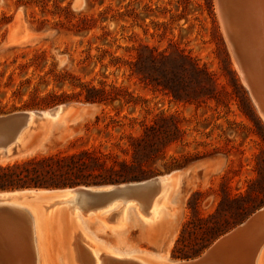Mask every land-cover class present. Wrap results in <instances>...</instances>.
Wrapping results in <instances>:
<instances>
[{"label":"rangeland","instance_id":"obj_1","mask_svg":"<svg viewBox=\"0 0 264 264\" xmlns=\"http://www.w3.org/2000/svg\"><path fill=\"white\" fill-rule=\"evenodd\" d=\"M217 1L0 0V115L47 110L61 103L75 106L68 114L34 124L25 141L33 148L7 162L89 150L114 164L132 158L134 138L156 119L174 117L179 123L182 138L171 143L141 179L173 173L167 183L176 193L170 211L154 224L137 221L119 230L103 216L90 214L89 235L104 241L102 251L112 243L146 264L195 258L264 207V119L235 65ZM19 13L31 41L8 44L9 26ZM260 30L264 40V29ZM246 39L251 44L256 40L249 34ZM255 40L258 50L261 46ZM143 46L155 54L179 51L189 56L211 76L215 97L210 98L208 89L188 69L183 71L178 60L167 65L165 76L176 74L182 100L141 78L135 62L139 53L146 54ZM262 48L259 55L253 49L256 59L264 58ZM258 59L253 73L262 82L264 61L262 65ZM90 87L103 89L107 100H85ZM262 90L257 87L264 103ZM87 200L92 199L74 195L53 205L56 208L47 215L40 203L19 200L40 219L48 264H77L71 242L79 227L76 215L87 213L83 210ZM219 208L222 214L217 220L230 228L198 255L173 256L183 226L195 210L209 217ZM247 230L223 248L226 254L252 238L257 228ZM192 242L185 250L198 249L202 239ZM225 261L236 264L235 258Z\"/></svg>","mask_w":264,"mask_h":264},{"label":"bare ground","instance_id":"obj_2","mask_svg":"<svg viewBox=\"0 0 264 264\" xmlns=\"http://www.w3.org/2000/svg\"><path fill=\"white\" fill-rule=\"evenodd\" d=\"M216 3L222 18V28L224 30L228 47L233 56L235 65L252 97V100L256 104L259 113L264 119V104L260 102V100L257 98V95L254 93L249 82L247 70L239 61L236 48L229 39V34L234 35L235 38L238 39L240 46L243 48V51L247 56L249 72H255L258 58L256 59L254 55H256L257 52L259 55L260 48L263 47L262 49H264V40H262L261 36L263 30H260L264 29V0H218ZM248 34L250 37L253 35L254 38H256V40L254 39L255 43H260L259 45L261 47L258 48V50H255L256 46L254 47V40L251 44V39L249 41L246 39ZM30 41L31 35L24 27L21 20V14L19 13L16 19L9 26L7 43L12 45H23L29 43ZM261 53L262 52H260V55ZM262 55L264 56V53ZM260 59H262L261 61L263 65L264 58ZM262 73L264 72L262 71ZM253 76L257 80V85L260 87L261 91V89L264 88V83H262L264 80L261 82L256 73L253 74ZM262 94H264V91ZM74 107L73 104H62L57 109L42 110L39 111L38 114H36L35 111L31 112L30 118L21 125L16 135L13 146H18L20 150L17 155L11 159L21 155L26 151H29L30 148H33V146L31 147V144L26 143L25 141L30 131L33 130L34 124L49 117L55 118L61 114H68L69 111ZM74 112L76 113V111ZM0 162L6 163L7 160H2ZM171 174L172 172L159 175L157 180L149 181L141 187L121 189L115 193L103 197L96 198L87 194L86 196L93 201L87 200L88 206L83 209L85 212H87L86 214L81 212L77 213L76 219L78 221L79 227L73 232V239L71 242L74 258L77 264H146L140 259L132 256L131 251H126L112 243H107L106 252L102 251L101 245L104 244V241L100 238H97V236L93 233V238H91L89 235V216L90 214L103 216L106 221H108V225H110L114 230L124 229L131 223H137V221H141L144 224H154L156 221H161L166 215L167 211L170 209V206L174 204V200L176 198L175 191L171 190L170 192V189L167 187V183ZM45 192L48 191L44 189H32L0 193V201H2L0 202V206H8L21 212L27 219V226H29L30 230V238H28V242L22 244L20 247H12L10 250L7 249L9 252H7V250L5 251L0 249V264H48L43 253L41 234L42 225L40 219L32 208L29 207L32 210L28 211L27 205L25 203L19 202V200L29 199L40 203V206L45 211L44 214L47 215L56 208L52 207L53 205L63 202L66 199H70L74 197V195H79L80 193L77 194L78 191H76V189H65L63 191H51L49 192L50 195L43 200H36L34 198L26 197L27 195ZM118 200H121L123 204L117 203L116 201ZM105 207V210L88 213L90 210H98ZM50 208L51 210L48 211ZM252 227L257 228V231L252 234L253 237L242 240L243 244H240L239 242L238 245L237 243L238 246L235 247V250L226 254L224 251L225 249L223 250V248L226 247V245L231 240L234 241L235 239L241 237L242 234L244 236V232L249 228L251 229ZM249 230L247 231L249 232ZM2 234L5 240L11 241V244H14V242L17 240V238H15L9 232ZM259 242H264V207L251 216L250 219L245 224L241 225L237 230H234L228 235L221 237L214 244V248H221V253L219 256H217V259L222 257V260L225 263V258H235L236 264H242L245 262L246 264H262V261H264V249H261L264 243H262L263 245L259 246L261 248H256L259 245ZM254 250L256 253L253 256ZM226 251H228V249ZM249 257H251V259ZM179 262L181 261L176 260L171 264H176Z\"/></svg>","mask_w":264,"mask_h":264},{"label":"trees","instance_id":"obj_3","mask_svg":"<svg viewBox=\"0 0 264 264\" xmlns=\"http://www.w3.org/2000/svg\"><path fill=\"white\" fill-rule=\"evenodd\" d=\"M142 49L146 54H138L135 72L144 80L169 91L175 99L182 100L185 97L176 87V74L165 76L168 74L167 65L178 60L182 65L180 68L183 71L188 69L195 79L208 89L207 95L210 98L215 97L216 87L211 76L189 56L179 51L175 53L176 55L155 54L147 46H143ZM104 94L103 89L90 87L87 88L84 98L89 102H104L107 100ZM184 94L192 98L189 94ZM181 138L178 121L174 117L162 116L147 125L142 135L134 138L130 160L117 159L114 164H109L98 154L84 150L71 154H54L0 163V190L115 184L141 180L151 172V164L163 158L166 148ZM229 199L231 202L237 201L233 197ZM220 210L219 208L209 217H203L195 210L193 217L183 226L173 256L187 258L198 255L220 234L226 232L230 228L229 223L220 224L217 220L218 214L219 216L222 214ZM197 238L202 239L198 249L193 252L185 250L193 246L192 241Z\"/></svg>","mask_w":264,"mask_h":264},{"label":"water","instance_id":"obj_4","mask_svg":"<svg viewBox=\"0 0 264 264\" xmlns=\"http://www.w3.org/2000/svg\"><path fill=\"white\" fill-rule=\"evenodd\" d=\"M229 39L232 42L233 46L236 48V51H237L236 53H237V57L239 61L241 62L242 66L247 70V74L249 76V82L253 88L254 93L257 95V98L260 100V102L264 104L259 95V92L257 91L258 85H257V80L253 76L254 73L249 72L247 56L245 55L243 48L240 46L238 39L235 38L234 35L229 34ZM62 104L68 105L70 103H61L49 109H57ZM33 111H35L36 114H38V112L42 110L16 111V112L0 115V161L11 159L12 157L16 156L17 153L19 152L20 148H18V146H13L16 135L21 125L30 118L31 112ZM158 177L159 175L154 176L149 179L115 183V184L77 185V186L51 187V188L38 187V188L0 190V193L32 190V189H44V190H47L48 192L26 196L29 198H34L36 200H43V199H46L50 195L49 192L51 191H63L65 189H76V191H78L77 194L83 193L85 195L88 194V195H91L92 197L98 198V197L110 195L121 189H127L131 187H141L149 181L157 180ZM250 217L247 218L242 223H240L235 228H233L231 231L222 235L221 237L228 235L230 232L234 230H237L241 225L245 224L250 219ZM8 232L11 235H13L15 238H17L14 244H11V241L5 240V238L3 237L2 233H8ZM221 237H219L216 241H214L201 255L195 258L182 259L180 260L181 262L176 263V264H209V263L226 264L227 262L225 263L222 260V257L217 259V256H219L221 253V250H220L221 248L220 249L214 248V244ZM28 238H30V230H29V226H27V219L25 218V216L18 210H15L11 207L0 206V249H3L6 251L7 249L10 250L12 247H20L22 244L29 241ZM8 250L7 252H9Z\"/></svg>","mask_w":264,"mask_h":264},{"label":"crops","instance_id":"obj_5","mask_svg":"<svg viewBox=\"0 0 264 264\" xmlns=\"http://www.w3.org/2000/svg\"><path fill=\"white\" fill-rule=\"evenodd\" d=\"M173 174V173H172Z\"/></svg>","mask_w":264,"mask_h":264}]
</instances>
